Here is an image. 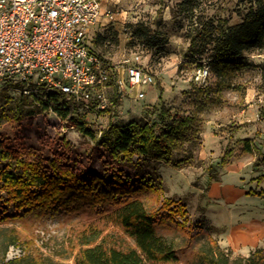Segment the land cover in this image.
<instances>
[{
    "label": "rangeland",
    "instance_id": "374dc122",
    "mask_svg": "<svg viewBox=\"0 0 264 264\" xmlns=\"http://www.w3.org/2000/svg\"><path fill=\"white\" fill-rule=\"evenodd\" d=\"M182 1L120 0L119 10L124 14L97 29L90 27L89 45L101 59L121 65L138 57L141 67L154 78L152 85L143 86L142 99L132 97L133 89L131 97L113 101L105 111L80 112L96 137L109 123L125 124L142 116L154 120L162 105L172 114L195 117L197 132L172 151L169 162L148 160L141 164L144 179L131 176L133 164H119L95 139L69 126L68 120L60 122L51 108L33 117L20 114L18 119L16 109L22 95L29 100L35 96L23 93L17 84L0 83V137L22 158L39 159L47 169L52 164L86 179L95 174L105 183H111L113 175L123 170L130 176V184L137 182L124 193L114 184L105 187L106 200L95 205L87 199L67 205L54 201L42 213L24 214L28 207L17 210L5 200L0 179V264H25L47 257L52 264H74L77 246H72L73 236L90 226L100 229L101 236L111 234L133 247L132 238L104 220L111 207L103 204L128 197L140 198L148 211L156 213L155 231L173 243L178 264H190L208 237L231 249L232 257H246L254 248H264V50L246 51L243 65L214 69L212 46L202 54L192 53L187 36L202 15L215 22L221 19L225 26L239 23L250 3L192 0L191 16L178 11ZM138 27H148L147 36H139ZM152 38L156 46L147 43L146 39ZM198 65L209 69L202 85L194 80ZM37 97L38 101L47 100L43 91ZM63 101L60 96L51 103L71 109L68 102L62 105ZM15 165L0 157V170L18 172ZM212 184L217 187L214 193L210 192ZM226 185L233 194L226 192ZM241 235L254 240L241 239ZM11 246L19 249V256L15 253L8 259Z\"/></svg>",
    "mask_w": 264,
    "mask_h": 264
},
{
    "label": "trees",
    "instance_id": "16d2710c",
    "mask_svg": "<svg viewBox=\"0 0 264 264\" xmlns=\"http://www.w3.org/2000/svg\"><path fill=\"white\" fill-rule=\"evenodd\" d=\"M191 1L183 0L178 3V11L190 12L193 16ZM247 1L250 3L248 10L241 21L232 26H225L221 19L215 22L214 19H206L203 15L198 17V23L188 31L189 50L202 54L208 46H212L214 69L243 65L242 56L246 51L264 50V0ZM149 30L148 27H138L136 33L139 36H147ZM146 41L150 46L157 44L153 38ZM90 49L95 52L91 46ZM60 96L51 94L46 101H38L35 98L29 100L28 96L22 95L21 103L16 109L17 118H20L18 116L20 114L33 117L51 108L60 122L68 120L69 126H75L84 135L95 139L97 145L119 164L123 162L133 164L135 172L131 176H138L140 179L145 178L141 169L143 162L148 160L169 162L172 151L197 132L194 116L172 114L162 105L154 120L142 116L137 121L125 124L109 123L96 137V133L81 120L82 114L76 112L75 107L63 109L60 105L53 104L60 100ZM66 102L63 101L62 105ZM243 142L249 151L248 140L245 139ZM133 156L136 157L135 160ZM0 157L12 160L15 166L20 168L18 172L5 168L0 170V179L1 188L6 190L5 200L13 203L17 210L28 207L24 214L32 211L42 213L54 201L67 205L69 201L73 203L76 200L87 199L90 205H95L98 201L106 200L105 187L114 184L120 193H124L137 184V182L130 184V176L123 170L113 175L111 183H105L95 174L86 179L81 173L61 170L58 167L56 169L52 164H49L47 169L42 166L39 159L22 158L1 137ZM261 160L264 164V156ZM124 178L126 183H122ZM103 207H111L104 210V220L120 227L133 239L134 246L125 245L121 239L111 234L101 236L100 229L90 226L73 236L72 246L75 248L77 246L73 257L74 264H178L175 246L156 233L154 226L156 213L148 211L140 198L128 197L109 205L103 204ZM14 241L13 238L5 244L3 253ZM10 263L11 261H7L4 264ZM25 264H52V259L33 258ZM190 264H264V248L256 247L246 257H232L231 249L221 247L215 238L208 237L196 249Z\"/></svg>",
    "mask_w": 264,
    "mask_h": 264
},
{
    "label": "built area",
    "instance_id": "2783aa9c",
    "mask_svg": "<svg viewBox=\"0 0 264 264\" xmlns=\"http://www.w3.org/2000/svg\"><path fill=\"white\" fill-rule=\"evenodd\" d=\"M108 1L0 0V83L22 86L37 100L42 91L46 99L59 94L78 113L105 111L133 89L132 97L144 98L143 86L154 78L138 57L117 65L90 49V27L113 22L122 12ZM208 73L198 65L195 82L204 84ZM18 252L11 246L7 258Z\"/></svg>",
    "mask_w": 264,
    "mask_h": 264
},
{
    "label": "crops",
    "instance_id": "0c3cea01",
    "mask_svg": "<svg viewBox=\"0 0 264 264\" xmlns=\"http://www.w3.org/2000/svg\"><path fill=\"white\" fill-rule=\"evenodd\" d=\"M119 2H120V0H119ZM119 2L115 5V2H113L112 0H109L108 1V3L110 4V5H112V6H116V8L117 9H119V7H120V5H119ZM122 14H124V10H122V12H121V15ZM98 27H96L95 29H97ZM214 183H216V182H214ZM212 186V188L210 189L211 191L210 192H212V193H214L215 191H216V188L217 187H215V185L214 184H212L211 185ZM225 189H226V192H228V194H233V192H232V190H230V188L229 187H227V185L224 187ZM239 238H243V239H245V240H251V241H253L254 239L253 238H247V237H244V236H239Z\"/></svg>",
    "mask_w": 264,
    "mask_h": 264
}]
</instances>
